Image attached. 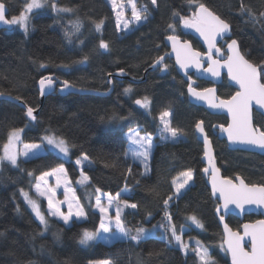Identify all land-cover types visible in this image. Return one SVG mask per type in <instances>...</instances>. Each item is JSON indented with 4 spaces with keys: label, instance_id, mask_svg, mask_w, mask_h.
Returning a JSON list of instances; mask_svg holds the SVG:
<instances>
[{
    "label": "trees",
    "instance_id": "trees-1",
    "mask_svg": "<svg viewBox=\"0 0 264 264\" xmlns=\"http://www.w3.org/2000/svg\"><path fill=\"white\" fill-rule=\"evenodd\" d=\"M42 1L44 8L30 13L27 31L0 29V93L39 110L35 120H28L17 104L0 100V153L10 132L22 129L21 144L39 143L44 135L51 133L63 137L68 142L70 158L64 161L45 151L30 159H19L15 167L0 163V264H89L104 260L111 261V264H200L194 252L197 241L208 249L213 264H229L214 214L217 203L202 174L201 145L193 133L195 124L204 122L218 168L225 178L240 177L248 185L264 186V156L229 150L223 141L217 139V132L212 127L226 125L225 117L209 115L188 103L186 83L177 75L170 60L163 62L167 64L166 72L157 68L145 73L158 57L167 52L164 39L168 35L175 34L201 51L198 43L181 31L179 16H173V12L191 16L196 4H189L188 0H158V6H153L150 0H136V6L148 8V19L119 36L113 13L105 0ZM2 2L7 9V19H11L20 15L28 0ZM201 2L229 23L231 39L237 40L246 59L255 64L264 62V17L259 16L264 12V0ZM52 3L71 11L54 10ZM241 4L245 6L243 13ZM249 9L255 14V21L247 15ZM101 20L103 25L97 32L94 22ZM77 23L80 30L73 34V25ZM169 23L175 25V33L168 28ZM65 33L70 34L71 42ZM101 39L109 44L108 51L99 48ZM224 43L220 44L221 49ZM85 56L87 61L81 62ZM41 64L45 66L41 67ZM121 69L128 77L144 80L138 84L113 80V89L106 97L60 96L54 92L40 105L36 83L43 77L57 76L77 89L106 91L107 77ZM208 86L205 82L196 84L199 90ZM129 87L132 91L126 94L124 89ZM234 93L224 77L217 88L218 96L228 99ZM143 97L151 101L146 112L134 105V100ZM164 111H170L171 126L179 129L185 140L170 143L154 139L148 170L145 171L138 162H132L126 156V134L137 128L145 135L154 136L159 127L157 118ZM253 125L264 129V117L254 113ZM83 155L89 158L82 169L89 181L79 187L76 181L80 173L74 161ZM60 166L65 169L85 209L83 221L72 220L64 225L49 218L45 213L46 203L32 193L36 177ZM187 170L193 173L192 184L177 198L171 182ZM29 172L33 175L29 176ZM126 185L130 191L125 196L138 207L125 208L124 220L133 229V234L140 226L151 230L150 235L140 242L121 238L110 244L96 242L81 247L79 240L83 230L95 231L100 223L99 213L93 209L92 198L96 189L115 196ZM21 189L40 203L48 221L47 234H43L42 227L27 210L20 195ZM169 196L173 197L169 201V211L177 225V234L189 245L186 251L176 248L174 241L169 243L164 239L163 229H153V225L166 223L163 202ZM193 214L203 228L187 220ZM255 219L245 217L244 221ZM226 223L233 230L241 225L231 216ZM180 225H184L187 231L181 234ZM7 230L14 237L11 243L6 238ZM14 253L17 258H13Z\"/></svg>",
    "mask_w": 264,
    "mask_h": 264
},
{
    "label": "snow or ice",
    "instance_id": "snow-or-ice-1",
    "mask_svg": "<svg viewBox=\"0 0 264 264\" xmlns=\"http://www.w3.org/2000/svg\"><path fill=\"white\" fill-rule=\"evenodd\" d=\"M113 5V11H116V0H110ZM153 6H158V0H150ZM129 3L132 7V21H125L123 23V29L129 30L130 23L146 21L148 19V8L142 7L137 8L134 0H129ZM189 4H196V7L191 16H183L178 12H173V16H179L180 23L185 28H194L200 35L205 39V42L208 44L209 51L215 48V41L218 36L221 38L223 34H226L230 31L229 23L221 18L218 14L210 10L201 0H188ZM5 4L0 0V23L5 25L19 24L25 31L28 30V17L24 12H21L18 17H13L12 19H7L5 14ZM43 7L41 0H30V3L26 6V11L31 12L33 8L39 9ZM52 8L57 10V5L52 3ZM58 11L68 12L70 9L60 8ZM245 11V6L241 4V12ZM123 15L122 12L117 13V29L118 31L121 28L120 17ZM247 15L252 18L253 21L256 20L255 14L249 9ZM260 17H264V12L259 13ZM103 21L94 22L95 30L97 32L101 31ZM74 33L79 32L80 25L79 23L73 25ZM168 28L173 30L175 33V25L172 23L168 24ZM66 37H69V42H71L70 34L65 33ZM168 41L172 42L173 50L177 53V63L180 65L181 69H186L189 65H195L197 69L200 68V61L198 57L200 56L199 52H192L188 48L187 44L182 48H178L179 38L177 35L172 34L166 37ZM99 48L104 51L109 50V44L103 39L99 42ZM229 55L227 60L220 64L219 60H212L211 56L208 57L210 63L206 72L210 73L213 77H218L220 75V68L225 67L228 70L229 78L239 86V90L233 95L230 99L221 100L219 103H216L214 99L210 98L211 94L214 93L213 88H205L202 91H197L191 83V78H189L188 92L189 94L197 100H207L209 102V107L211 108H222L226 109L230 118L231 123H229L227 128L221 126V131L226 132L228 140L230 143H238L241 145L251 146L253 148H258L264 150V129L260 127H255L252 122L251 117V106L253 102L261 108L264 109V82H261L264 78V62L261 64H255L248 59L240 52L239 45L237 40L233 39L228 44ZM216 54L220 55V49L215 48ZM87 61V57L83 58V61ZM164 57H158L151 65L154 69L156 67L160 68V71H167V64L163 63ZM45 65L41 64V67ZM121 74H124V70H120ZM109 84L112 83V80L108 81ZM40 92L41 95L45 94V90L51 88L53 81L50 77H45L40 79ZM64 89L70 88L71 85L67 82H63ZM132 89L125 88L124 92L131 93ZM3 95V93H0ZM17 99H21L17 97ZM23 103V101L21 100ZM135 103L141 108L148 109L151 101L148 97H143L142 99H136ZM34 109L32 107H27L26 115L30 120H35L33 115ZM171 113L170 111H164L160 114L159 120L162 127L159 129L160 138L162 140L166 138H171L176 140L180 135V130L171 126L169 120ZM204 122L198 121L195 124V129L203 136L204 141V155L209 160L210 165L212 166L213 176H212V188L213 193H219V198L223 201V207L225 209L228 206L235 205L237 209L241 212L245 211V205H257L264 206V186H257L255 184L249 186L245 182L237 177L240 180L239 184H234L232 180H218L217 174L219 169L215 167L213 157L211 156V144L209 137L205 134L203 127ZM22 129H13L8 138V142L4 144V155L0 156V161L7 160L11 163L12 166H18V155H23L28 157L29 154L35 155V152L41 148L40 144L28 143L23 145L22 151L13 150V145L16 142L20 141V133ZM129 139L132 145L135 147L131 150V156L133 159L139 160L144 164L147 171L148 157L150 155L151 148L153 147V139L150 135H140V132H134L129 135ZM42 140L46 142L52 149L56 150L58 153L63 154L67 157L69 155V145L68 142L61 136H57L55 133L45 135ZM35 150V151H34ZM128 153H126V156ZM88 156L83 155L81 159L76 160L77 166H81L84 161H88ZM205 173L208 172V168L203 169ZM57 173H64V168L59 167L52 169L51 171H46L42 175L36 177L37 183L35 185L36 192L39 196H42L47 199L49 212L47 215L55 216L63 220L64 224H69L73 216L77 220L81 218H86L85 209L80 206L79 202L76 203L75 211L73 210V204L68 203L69 211L67 214L60 210L59 204L60 201H56L55 190L54 189H42L40 182L47 183V177L56 176L57 186L60 184V177ZM129 174H131V168H129ZM29 176H32L33 173L29 172ZM82 179L78 183L86 184L89 181V177L81 171ZM182 178V180H181ZM193 178V173L191 170L183 171L180 173V176L172 180V185L175 191L177 198L181 195V190L189 184ZM138 183V182H137ZM71 191L66 188L65 192ZM127 185L121 192L116 193L115 196L111 195L108 192L101 193L99 188L96 189V204L95 207L101 213L99 227L95 231L83 230L80 237L79 243L81 245H87L90 241H94L101 234H112V228L115 227L116 234L118 238L130 239L134 242H140L150 235L151 230L145 229L144 227H136L135 234H133V229L128 227L123 215V210L125 208L136 209L138 207L137 203H131L130 197L125 196L124 193L129 192ZM51 192V195H49ZM21 195L24 197L25 201L31 206L33 213L40 221L42 225L47 228L48 221L40 211V206L38 202L29 197L27 192H24L21 189ZM102 197L106 198V203L102 202ZM173 199L172 196H169L164 200V221L157 225H153V229L159 227L164 230V239L168 240L169 243L175 241L179 246L181 251H186L189 245L184 242L181 238V235H178L177 225L173 222V217L169 211V201ZM67 200V196H66ZM75 200V196H73ZM115 209V214L110 215V209ZM19 211V209H17ZM219 211V210H218ZM187 220L191 221L198 228H203V224L198 219V217L193 214L187 217ZM223 222V217H221ZM225 233H226V243L228 245V251L232 256V264H264V220H259L255 224L249 225L245 224L244 235L251 237V252L245 251L242 246V239L238 233L233 232L225 224ZM185 230L184 225L179 226V232L182 234ZM168 233L171 235L169 236ZM2 235V233H0ZM197 247L194 249L196 256L198 257L200 264H213L209 256V251L206 247L200 245V242H196ZM31 264V262H29ZM99 264H111V261L104 260L100 261Z\"/></svg>",
    "mask_w": 264,
    "mask_h": 264
},
{
    "label": "water",
    "instance_id": "water-1",
    "mask_svg": "<svg viewBox=\"0 0 264 264\" xmlns=\"http://www.w3.org/2000/svg\"><path fill=\"white\" fill-rule=\"evenodd\" d=\"M5 14H6V18H7L6 7H5ZM10 28H11V25H5L3 23H0V29L9 30ZM180 29L183 33L188 34L194 41H196L198 43V45L201 48V51L195 50L192 47L190 42L182 41L180 37H178L179 38V44L177 45V47L182 48L186 43L188 48H190L192 52H199L200 56L198 57V59L200 61V68L197 69V67L195 65H189L186 69H181L180 65L177 63V53H176V51L173 50L172 42L168 41L166 38L164 39V45L167 48V52H165L162 55L164 57V61H165V59L171 60L177 75L182 78L184 83H186L185 94H186V99H187L188 103L190 105H193L195 107H199V108L203 109L209 115L225 117L227 123H226V125H224L222 127L227 128L229 123H231V118H230L227 110L222 109V108H211V107H209V102L207 100L195 99L194 97H192L189 94L188 86H189V82H190L189 78H191L192 86L197 91L203 90V89L199 90L196 88L197 82L208 83L209 86L207 88H213L215 90L214 93L211 94L210 98L214 99V101L216 103H219L221 100H227V99L220 98L217 94V88L222 83L224 77L226 80V84L229 85L230 87H232L235 90V93L239 90V86L235 83V81H232L229 78L227 68L221 67L220 68V75L218 77H213L210 75V73L205 71V69L208 68L209 63H210V61L208 59L209 56H211L212 60H219L220 64H223L227 60L228 55H229L228 44L231 42V40H233V39H231V30L226 34H223L224 38H221L220 36H218L216 38L215 48L220 49V44L222 42H225L223 45V49H220V55H217L215 48H213L211 50V52L209 51V47H208V44L205 42V39L194 28H185L182 24H180ZM157 68H159V67H156L154 69L150 65L146 69L145 73L146 72H152V71L156 70ZM46 77H50L52 79L53 85L51 88H48L45 90L44 95H41L40 84H39L40 80L36 83V91L38 93L40 105L42 104L45 97H47L48 95H50L51 93H54V92H56L60 96H66L68 94H78V95H91V96H97V97H106L111 93V91L113 89V84L108 83L109 80H112V81L114 80L117 82L127 81L128 83H131V84H138L144 80L143 78L134 79V78L128 77L125 73L121 74L120 71H116L111 76L107 77L108 89L106 91L82 90V89L74 88L73 86H71L70 88L64 89V91H61V89L64 87V85H63L64 81H61L54 76H46ZM43 78H45V77H43ZM235 93L233 95H235ZM230 98H228V99H230ZM0 100H7V101H10L14 104H17L25 112V115H26L27 107L22 102H20L19 100L13 99V98L6 96V95H0ZM134 105L138 109H141V107L135 103V100H134ZM38 111H39L38 109L34 110L33 115L36 116ZM254 113L264 117V109L259 108L255 104V102H253V104L251 106L252 122H253V114ZM26 118L28 120H30L27 117V115H26ZM212 130L217 132V139L220 141H223L229 150L253 153V154H256L259 156H264V150H261L258 148H253V147L247 146V145H241L238 143H236V144L230 143L228 140L227 133L221 131V125H214L212 127ZM193 133H194L195 140L201 145V151H202L201 162L204 166V169L208 168L207 173L202 171L203 176L206 177V186L210 192L211 197L217 203V207L215 209L214 214L217 218V222L219 224V227H220L221 233H222V244H221L222 249L225 252V254L227 255V257L229 258V264H232V256H231V253L228 251V245L225 242L226 241V233H225V227L224 226H225V224L227 225L226 219L229 216H231V217L237 219L241 223V225L239 226V228L237 230H233L228 225L227 226L233 232H236L241 237H243V239L241 241L242 246L244 247L245 251L251 252V237L244 235L245 230H244L243 226L245 224L252 225V224H255L259 220H264V206L245 205V211H243V212H241L239 209H237L235 207V205L230 204L227 209H225L223 207V201L219 198V193L218 192L215 194L213 193V188H212L213 171H212V166L209 163V160L204 155L205 146H204L203 136L199 132L196 131L195 127L193 130ZM205 134L207 135L206 132H205ZM209 140H210V138H209ZM210 144H211V141H210ZM211 156L213 157L215 167L217 169H219L218 165H217V161L215 159V154H214L212 144H211ZM217 178H218V180H226V179L232 180V182L234 184L240 183V180H238L237 177H232V178L223 177L220 169H219V172L217 174ZM249 186H251V185H249ZM221 217H223V222L221 221ZM245 217H254L256 219L252 222H245L244 221Z\"/></svg>",
    "mask_w": 264,
    "mask_h": 264
},
{
    "label": "rangeland",
    "instance_id": "rangeland-1",
    "mask_svg": "<svg viewBox=\"0 0 264 264\" xmlns=\"http://www.w3.org/2000/svg\"><path fill=\"white\" fill-rule=\"evenodd\" d=\"M106 1V3L108 4V6H109V8L111 9V11H112V13H113V16H114V22H115V26H116V31H117V33H118V35L119 36H122V35H125V34H127V33H129L130 31H132L133 29H135V28H137L138 26H140V25H142V24H144L146 21H141V22H139V23H137V22H133V23H130V26H129V30H124L123 29V23L125 22V21H132V7H131V4L129 3V0H116V11H113V5H112V3L110 2V0H105ZM41 2L43 3V7H41V8H44V5H45V3L41 0ZM134 2H135V4H136V0H134ZM28 3H30V0H28V2H27V4ZM27 4H26V6H27ZM26 6L24 7V10L22 11V12H24L25 13V15L27 16V17H29V15H30V13L31 12H33V11H35V10H38V9H36V8H33L32 9V11L31 12H27L26 11ZM41 8H39V9H41ZM58 8V7H57ZM137 8L139 9V8H142V6H140V7H138L137 6ZM58 9H60V8H58ZM55 12V11H54ZM120 12H122L123 13V15L120 17V21H121V28H120V30L118 31V29H117V19H118V16H117V13H120ZM148 15V14H147ZM12 19V18H11ZM10 20V19H9ZM11 28H15V29H17V30H24L19 24H13V25H11ZM143 110H144V112H146V110L147 109H144L143 108ZM159 117H160V115L158 116V118H157V120H158V123H159V127H158V130H157V133L154 135V136H152V139L154 140V139H158L160 142H170V143H175V142H179V141H184L185 140V138L182 136V135H179L178 137H177V139L176 140H172L171 138H166V139H164V140H162L161 138H160V134H159V129H160V127H162V125L160 124V120H159ZM170 117H171V115H170ZM170 117H169V120H170ZM140 132L139 131V129H137V128H135V129H132V130H130L128 133H127V139H128V149H127V151H128V157L132 160V162L133 161H135V162H138L142 167H143V169L146 171V169H145V166H144V164L143 163H141L139 160H136V159H133L132 158V156H131V150L135 147L134 145H132L131 144V142H130V139H129V135L131 134V133H134V132ZM47 135V134H46ZM140 135H142V136H144L145 134H143V133H141L140 132ZM45 136V135H44ZM43 136V137H44ZM21 137H22V131H21V133H20V141L19 142H16L14 145H13V150H15V151H17V152H19V151H22L23 150V145L24 144H21ZM42 137V138H43ZM8 138H9V135H8V137H7V141H6V143L8 142ZM5 143V144H6ZM36 144H40L41 145V148L38 150V151H36L35 152V155H33V154H29V156L28 157H25V156H23V155H18V157H17V160H19V159H23V160H26V159H30V158H33V157H36V156H39V155H42L45 151H50V152H52V153H54V154H56L57 156H59L61 159H63L64 161H68L69 160V155L67 156V157H65V156H63V154H61V153H58L56 150H54V149H52L46 142H44L42 139H41V142H39V143H36ZM154 141H153V146H154ZM153 148V147H152ZM152 148H151V150H152ZM35 151V150H34ZM150 154H151V151H150ZM4 155V147H3V149H2V151H1V153H0V156H3ZM149 157H150V155H149ZM149 157H148V160L146 161V163H147V170H148V163H149ZM82 157H80V158H78V159H81ZM77 160V159H76ZM76 160L74 161V163H75V165H76V167H77V169H78V171H79V173H80V176H79V179L76 181V183L77 184H79L78 186L79 187H83V185H86V184H81V183H78V181L79 180H81L82 179V177H81V171H82V169L88 164V161H84L83 163H82V165L81 166H77V164H76ZM1 162H6V163H9L10 165H11V163L9 162V161H7V160H4V161H0V163ZM60 167H62V166H60ZM59 168V167H58ZM64 171H65V169H64ZM58 175V174H57ZM59 177H60V184H59V186H57V178H56V176L54 175V176H52V178H53V180L52 181H48L46 184L44 183L42 186V189H44V190H47V189H54L55 190V197H54V199L56 200V201H60L61 203L59 204V207H60V210L62 211V212H64L65 214H67V212L69 211V209H68V203L69 202H71L72 204H73V210L75 211V207H76V203L77 202H79V199H78V195L76 194V188H74V186L72 185V183L70 182V180H69V178H68V176H67V173H66V171H65V175L63 176V175H58ZM180 176V175H179ZM179 176H177V177H179ZM176 177V178H177ZM181 180H182V178H181ZM48 184V185H47ZM192 184V180L191 181H189V184L188 185H186V187L184 188V189H182L181 190V194H183V192L190 186ZM79 187H77V188H79ZM66 188H68V189H70L71 191H69V192H65V189ZM25 192V191H24ZM175 192V191H174ZM32 193H33V191H32ZM34 194V193H33ZM127 193H124V195H126ZM20 195H21V192H20ZM29 195V194H28ZM35 195V194H34ZM49 195H51V192H49ZM36 196V195H35ZM66 196H67V200H66ZM73 196H75V200H73ZM94 197L92 198L93 199V209L95 210V211H97L98 213H99V216H100V218H101V213L98 211V209H96V207H95V204H96V195H93ZM30 197V196H29ZM37 197V196H36ZM42 197V196H41ZM90 197H92L91 195H90ZM21 198H22V201H23V203L25 204V206H26V208H27V210L30 212V214L32 215V217L34 218V220H36V222L42 227V232H43V234H47V228H45V226L44 225H42L41 223H40V221L37 219V217L35 216V214L33 213V211H32V208H31V206L25 201V199H24V197L21 195ZM31 198V197H30ZM38 199H41V198H39V197H37ZM43 199H41V200H43L45 203H46V207H45V213H46V215L48 214V212H49V207H48V201H47V199L46 198H44V197H42ZM102 202H104V203H106L107 201H106V198H104V197H102ZM38 204H39V206H40V211H41V213L44 215V213H43V211H42V208H41V205H40V203L38 202ZM79 204H80V202H79ZM80 206H81V204H80ZM109 214L110 215H114L115 214V209L114 208H112V209H110V212H109ZM47 216H49V215H47ZM51 217H53L52 219H54V220H59L60 222H62L63 224H64V222H63V220H61V219H59L58 217H55V216H51ZM50 218V217H49ZM72 220H75V221H80V219L79 220H77L76 219V217L75 216H73L72 217V219H71V221ZM84 220V219H83ZM100 224V223H99ZM64 225H66V224H64ZM68 225V224H67ZM99 227V226H98ZM185 231H187V228H185V230H184V232ZM112 233L113 234H115V235H112V234H104V233H101L98 237H97V239L96 240H94V241H90L87 245H81L80 243H79V245L81 246V247H88L90 244H93V243H96V242H102V243H105V244H110V243H112V242H114V241H117V240H120L121 238H118V234H116V230H115V227L113 226V228H112ZM6 238L8 239V242L9 243H11V240H14V237H13V235H12V233H11V231L10 230H7L6 231ZM17 245V244H16ZM174 245L176 246V248H178V249H180L179 248V246L176 244V242L174 241ZM9 247V246H8ZM15 250H17L18 251V247H16L15 248ZM18 257H19V255H18ZM13 258H17V255L14 253L13 254ZM100 262V261H99ZM99 262H93V263H89V264H99Z\"/></svg>",
    "mask_w": 264,
    "mask_h": 264
},
{
    "label": "crops",
    "instance_id": "crops-1",
    "mask_svg": "<svg viewBox=\"0 0 264 264\" xmlns=\"http://www.w3.org/2000/svg\"><path fill=\"white\" fill-rule=\"evenodd\" d=\"M127 135V134H126ZM128 149V148H127ZM127 153H128V151H127ZM128 156V155H127ZM58 175H65V171H64V173H57ZM47 179V182L50 180V181H52L53 180V178H52V176H49V177H47L46 178ZM36 183H37V180L35 181V184L33 185V187H32V191H33V193L37 196V197H39V198H41V199H43L41 196H39L38 194H37V192H36V189H35V185H36ZM41 183V185H43L44 184V182H40ZM48 185V184H47ZM43 187V186H42ZM44 200V199H43ZM45 201V200H44ZM48 217H50V218H53V217H51V216H48ZM83 219H85V218H81L80 219V221H83ZM57 221H59V220H57ZM60 222V221H59ZM62 223V222H61Z\"/></svg>",
    "mask_w": 264,
    "mask_h": 264
},
{
    "label": "flooded vegetation",
    "instance_id": "flooded-vegetation-1",
    "mask_svg": "<svg viewBox=\"0 0 264 264\" xmlns=\"http://www.w3.org/2000/svg\"><path fill=\"white\" fill-rule=\"evenodd\" d=\"M223 43V42H222ZM221 49V48H220ZM171 61V60H170ZM172 62V61H171Z\"/></svg>",
    "mask_w": 264,
    "mask_h": 264
},
{
    "label": "bare ground",
    "instance_id": "bare-ground-1",
    "mask_svg": "<svg viewBox=\"0 0 264 264\" xmlns=\"http://www.w3.org/2000/svg\"><path fill=\"white\" fill-rule=\"evenodd\" d=\"M57 77V76H56Z\"/></svg>",
    "mask_w": 264,
    "mask_h": 264
}]
</instances>
